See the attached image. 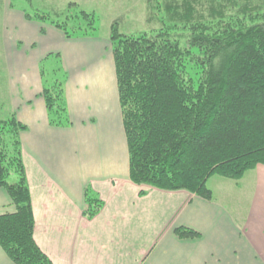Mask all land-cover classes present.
Listing matches in <instances>:
<instances>
[{"label":"crops","instance_id":"1","mask_svg":"<svg viewBox=\"0 0 264 264\" xmlns=\"http://www.w3.org/2000/svg\"><path fill=\"white\" fill-rule=\"evenodd\" d=\"M34 23L23 17L10 25L8 117L27 128L20 139L34 239L52 263L264 264V166L237 181L249 179L253 186L246 223H238L213 192V200L205 201L185 191L132 184L112 46L109 54L107 45L68 39ZM55 54L67 77L68 127L51 125L43 98L51 86L44 82L42 63ZM87 189L103 203L91 221L83 215ZM14 212L0 189V216ZM181 227L200 239H179L175 230ZM0 264H14L1 248Z\"/></svg>","mask_w":264,"mask_h":264},{"label":"trees","instance_id":"2","mask_svg":"<svg viewBox=\"0 0 264 264\" xmlns=\"http://www.w3.org/2000/svg\"><path fill=\"white\" fill-rule=\"evenodd\" d=\"M35 16L25 13L28 20L49 21ZM50 24L71 37L64 26ZM221 24L214 31L193 28L190 48L201 52L194 58L164 35L127 37L112 30L130 180L135 185L186 191L212 201L207 183L213 176L240 181L264 166V18L243 25L226 19ZM192 61L199 66L198 79L187 77ZM43 98L51 125L70 126L64 85L46 88ZM24 131L14 116L0 121V189L15 207L13 214L0 216V248L14 264H53L34 239L19 138ZM85 204L83 215L90 221L103 208L91 189L86 190ZM175 235L181 240L201 237L183 227Z\"/></svg>","mask_w":264,"mask_h":264},{"label":"rangeland","instance_id":"3","mask_svg":"<svg viewBox=\"0 0 264 264\" xmlns=\"http://www.w3.org/2000/svg\"><path fill=\"white\" fill-rule=\"evenodd\" d=\"M26 12L49 19L48 22L29 20L37 23L39 29L44 30L47 28L45 26L50 25L63 32L50 24L53 21L66 28L71 36L65 34L68 39L79 37L96 47L107 45L109 54L112 30L116 29L127 37L164 35L178 43L183 50L192 52L190 57L194 58L201 55L198 50L190 48L194 27L214 31L223 27L221 22L224 23L226 19H234L241 25L249 24L252 19L264 18V0H0V121L11 119L8 117L10 81L5 71V50L11 43L10 25L15 20L18 22L26 18ZM194 62H190L186 70L187 77L198 79L200 69ZM42 69L47 85H65L67 77L59 54L45 60ZM66 109L69 117L67 106ZM127 157L130 162L128 148ZM252 187L249 179L242 184L220 176H213L208 183L216 200L225 202L230 215L238 223H246L251 213Z\"/></svg>","mask_w":264,"mask_h":264}]
</instances>
